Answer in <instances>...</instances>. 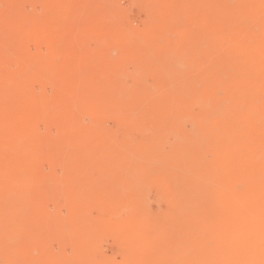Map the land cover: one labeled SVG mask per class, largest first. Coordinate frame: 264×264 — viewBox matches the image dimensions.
Returning <instances> with one entry per match:
<instances>
[{"label":"bare ground","instance_id":"obj_1","mask_svg":"<svg viewBox=\"0 0 264 264\" xmlns=\"http://www.w3.org/2000/svg\"><path fill=\"white\" fill-rule=\"evenodd\" d=\"M146 1L147 22L122 37L101 21L107 30L94 62L78 51L42 56L65 9L53 7L41 22L35 10L10 5L8 21L37 23L40 51L0 68V264H264V0ZM88 6L72 3L69 13ZM110 43L120 45L118 56L103 46ZM43 159L53 172L33 179ZM151 183L168 190L160 214L147 211ZM21 188L49 195L56 209ZM121 205L124 214L103 216ZM106 232L120 260L100 254Z\"/></svg>","mask_w":264,"mask_h":264},{"label":"rangeland","instance_id":"obj_2","mask_svg":"<svg viewBox=\"0 0 264 264\" xmlns=\"http://www.w3.org/2000/svg\"><path fill=\"white\" fill-rule=\"evenodd\" d=\"M102 1H100L98 3V0H86V1L85 0H74V1L73 0H0V15L2 16V18L0 17V65L2 67H0V68L5 69L6 67H13V69H16L17 67H15V66H17V65H14V64H15L16 61L18 62L19 60H21L20 58H23L22 55L24 53L34 54V55L37 56L36 53L40 51L39 50V47H38V45H39L40 42H37L36 39H35V37L37 36L36 32L39 29L38 26H37V23L34 24V22L32 23V21H30V20L29 21L28 20H26V21L25 20H21L20 22L19 21H16V20H14V22H13V20L8 21L10 19L7 17L8 16L7 14L9 13V8H11V7L14 8V11L16 9H18V8L21 7L22 10L26 14H27V11L29 12L28 15H30V13L35 10L34 11V14L36 15L35 17L37 19H39L41 22H43V21H45L47 19L48 12L53 7L58 6V7H61V9H65V10H62L60 12V13H63V22L60 23L57 27H55L53 30H51V29L48 30L49 31V34H51L52 36L48 40V42L45 43L46 46L43 45L44 43L41 45L42 46L40 48L41 49V54H42V56H44L46 54L45 57H50L51 54H53V56L57 55L58 57L59 56L62 57V55H65L67 52H70L71 53V52H77L78 51V52H81V54H82L81 56L85 57L87 59V61H90V62H94L97 59H99L98 57H100V54H101L100 51L97 50V46H98V44L103 43V40L101 38H98L97 35H99L101 32H105L107 30V24L105 26V24L103 22H101V21H104V22L106 21L107 23L112 22V24L114 25L113 32H112L113 37H122V34H124L125 31L128 32L131 29L138 28V27L142 26L143 24H145L147 22V19L149 18V15L148 14H150V13H147L148 11H146L145 9H143V8H146L147 7L146 6L147 5L146 3H147V1L149 2V0H147L145 2V4H146L145 7H144V3H143L145 0H140V1L138 0V2H137V0H114V1L113 0H108V1L107 0H105V1L102 0ZM154 1L156 2V1H159V0H154ZM184 1L187 4H191L193 2V0H184ZM71 2L73 4L74 3H77V2H79V4L80 3H87V4H89V6H88V9H86L84 11V13H73V14H71V13H69L70 12V8H71V5H72ZM139 2H141V3H139ZM150 2H151V0H150ZM155 2H151L152 4L154 3L153 6H155V4H156ZM151 3L150 4L148 3L149 6L151 5ZM10 5H12V6L10 7ZM118 5L120 7L122 5L123 6L120 8ZM131 5L133 6V8H132ZM140 6L142 7V10L143 11L140 9ZM153 6L151 5L150 6L151 8L149 7L150 8V9H148L149 12L151 11V9H152ZM24 9H26V10H24ZM109 9H110V11H109ZM127 10H128L129 13L127 12ZM14 11H11L10 10V12H14ZM3 12H5V13H3ZM5 14H6V16H5ZM64 14H66V15L64 16ZM75 14H76V16H75ZM109 14L111 16L113 15V18H112L113 20L110 19L111 17H110ZM128 14H130V15H128ZM104 16L106 18H104ZM119 16L121 18H119ZM124 16H126V19H125ZM115 17H117L119 19V22H118V19L115 18ZM7 18H8V20H7ZM140 18H142V20H139ZM132 20H134V21H132ZM130 21H132V22H130ZM139 22L140 23L142 22V23L140 24ZM75 23H77V24H75ZM79 23H81V24H79ZM125 27L126 28L128 27L130 29L127 28V30H126ZM85 28H86V30H85ZM80 30H82L85 34L82 37H79L77 39L71 40L72 42H68L71 38H73V36H75V32L76 31H80ZM9 35H11V36H9ZM30 36L32 38H30ZM5 39H6V42L11 43L13 45V47H16L17 48V50H18V53L17 54H15V53L8 54L9 52L4 51L5 50L3 48L4 43L2 44V41L4 40V42H5ZM92 39L94 40V42L92 41ZM99 39H101V40H99ZM54 43H59V46L60 47L57 48V49H55L53 51L54 53H52L51 51H48V50H50L49 47L51 45H53ZM93 43H94V45H93ZM43 46H45V47L43 48ZM103 46H105L107 48V52H110L111 53L114 50L112 53H115V54H113V56H115V57L118 56L120 54V52H121V47L118 44L117 45L116 44L113 45V44L110 43L108 46L107 45H103ZM124 46H125V48L129 49L128 48L129 45L124 44ZM74 47H76V48H74ZM81 47H83V48H81ZM42 48H43V50H42ZM45 48H47V49H45ZM87 48H88V50H87ZM7 49H9V48H7ZM45 50L47 52H45ZM65 50H66V52H64ZM129 51L131 52L132 55H134L135 52H136V50H134L133 46H131V50H129ZM86 54H88V55H86ZM10 65H12V66H10ZM127 65L129 66L128 68H129V72H130V75L131 76H135L136 74L139 73V70L140 69H138L135 65H133V63L131 64V62H130ZM131 69H133V70H131ZM136 69L138 70L137 73H136ZM96 71L97 70L86 69L82 73H83V75L84 74L87 75L88 73L89 74L90 73H93L95 76H96V74H99L96 77L97 78L98 77L99 78L105 77V80L106 81H111L112 78H113L112 72L110 74H107L106 73V76H105L104 75L105 73H102V71H99L98 70L99 71V72L97 71L98 73ZM133 73H134V75H133ZM14 74L15 75H20V73L17 72V71ZM63 74H69V72L65 71V72H63ZM1 76L3 77V75H0V77ZM147 80H148L147 83H149V81H151L149 84L155 82V80H154V78L152 76H149L147 78ZM38 87H39V85L38 86H35V88L38 89L37 91H39V90L41 91V88L40 87L38 88ZM2 102L3 101L0 99V105H2ZM186 121H187V126L190 127L191 122H189L188 119ZM37 123H40L38 125V127L40 126L39 129L41 128L42 131L50 130V129H52V130H56L57 129L53 125H47V127H45V124L44 123L39 122V121H37ZM106 126L108 128H114V127L117 126V123L114 120H112V119H108L106 121ZM56 131H54V132H56ZM140 138H141V133L139 131H136L135 132V138L134 139L135 140H139ZM33 167L35 169L34 170V173L35 174H32L33 179H37L38 178V175L36 174L37 171L38 172L39 171L40 172H44L46 174L47 173H50L51 171L53 172V168H52L50 162H48V160H46V159H43V160H41L39 162H36V165L34 164ZM59 169H61V168L60 167H57L55 169V171H54L57 175H61L62 174V172H61L62 169L61 170H59ZM148 187L151 188V189L148 188L149 189L148 190L149 192L146 193V197L149 196L146 199L147 200V204H146L147 211L149 210V213L150 214L152 213V214L155 215L158 212H159L158 214H160L161 212H164L165 210H168L171 203L170 202L167 203L168 198L166 196H163V192L168 191L166 189L167 187H158L156 183H151ZM21 190L23 191V193L26 192L30 196H36L37 195L38 197L40 196L41 199L43 198V205L47 209L50 208L49 210H52V211L56 209V206H55L54 202L49 198V195L45 194L44 196H42V194L41 195L40 194H37V192L35 193L34 191H32L31 189H28V188H21ZM150 190H151V192H150ZM126 191H127L126 193H128V192L131 193L132 192V190H127V189H126ZM163 197H165V198H163ZM149 203H151V204H149ZM147 205H150V206H147ZM53 206H55L54 209H53ZM124 208H125V206L122 207V205L121 206H117V207H115V208H113V209H111L109 211L104 212V215L103 216L104 217H107V218L114 219V218H116L118 216L117 213L120 212L119 214H122L123 211L124 212L126 211V210H124ZM120 209L122 211H120ZM88 210L94 216H97V215H98L97 217L101 216V214H99V211H98L99 209H98L97 206H89ZM65 213L66 212H65V209H64V214ZM104 234H107V232L106 233H103L102 235H100V238H99L100 240H98V243L100 242L99 244L101 245V246L99 245V247L102 248V249L99 248L100 249V254L101 255L102 254L103 255H106L107 254L106 256H110L113 253V256H110L112 258L116 257L117 254H118V256L115 259L120 260L122 255H121V252H120L121 249H120L119 243L117 242L118 244L116 245V243H113L112 238L108 237L109 234H110V236L112 235L111 237H113V234L112 233L109 232L108 235H106V239H105V235ZM102 236L105 239V242H106V240L109 241V242H106L105 243L104 242V239L102 238ZM113 238H114L113 240L115 242V237H113ZM102 239H103V243L101 242ZM54 243H55V245H54ZM102 244H103V246H102ZM50 247H52L54 250H56V252H57V250L60 249L58 243H56V242H52V244L50 245ZM103 247H105V248H103ZM103 252H105V254ZM35 253H36V256H39L40 255V249L35 250ZM114 254H116V256Z\"/></svg>","mask_w":264,"mask_h":264}]
</instances>
